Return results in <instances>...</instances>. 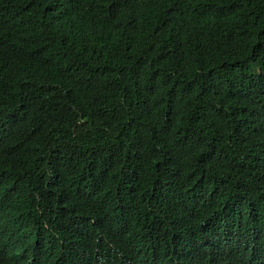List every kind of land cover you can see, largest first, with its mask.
Instances as JSON below:
<instances>
[{
	"label": "trees",
	"instance_id": "16d2710c",
	"mask_svg": "<svg viewBox=\"0 0 264 264\" xmlns=\"http://www.w3.org/2000/svg\"><path fill=\"white\" fill-rule=\"evenodd\" d=\"M0 264H264V0H0Z\"/></svg>",
	"mask_w": 264,
	"mask_h": 264
}]
</instances>
